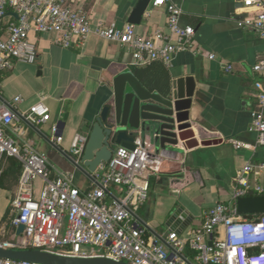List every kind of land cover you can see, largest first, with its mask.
Wrapping results in <instances>:
<instances>
[{
    "label": "crops",
    "instance_id": "0c3cea01",
    "mask_svg": "<svg viewBox=\"0 0 264 264\" xmlns=\"http://www.w3.org/2000/svg\"><path fill=\"white\" fill-rule=\"evenodd\" d=\"M140 0H67L83 9L93 22L118 26L130 23L131 14ZM152 1V0H151ZM149 3L141 23L134 24L140 35H153L157 30L169 32L165 6ZM182 9L181 24L196 31V43L204 52L184 51L175 55L171 64L154 61L147 66L132 65V55L125 46L91 34L83 47L64 48L55 42L53 32L30 34L36 47L34 63L13 62L10 69L0 70V101L15 105L22 115L29 107L44 98L51 114L46 123L33 124L22 119L23 133L13 136L29 142L38 152L48 156L56 176L58 172L73 174V183L82 190L99 185L100 166L89 172L75 166L66 154L77 134L88 136L96 117L113 97L114 77L123 70L146 68L141 82L151 91H160L155 85L172 89L173 81L193 77L195 92L190 109V120L199 144L184 148L182 153L166 157L161 170L151 178L147 200L133 207L135 219L146 228L151 242L164 244L171 250L167 232L189 236L200 226L206 212L219 203L229 204L234 178L247 162H264V145L256 149L236 148L231 140L255 144L258 134L251 130L252 113L259 110L255 82L261 75L254 65L264 59V38L251 27L239 26L241 18L252 15L244 10L241 0H171ZM16 14L0 18V35ZM210 54L215 57L211 58ZM231 66V70H227ZM167 92V93H168ZM22 96L23 102L14 99ZM58 132L53 131V125ZM198 129L208 140L218 143L202 145ZM142 136H146L141 133ZM57 137H61L57 140ZM153 146L156 143L150 139ZM157 150V149H156ZM0 174V241L11 239L15 228L12 200L18 190L21 164L7 158L1 164ZM264 188V175L257 180ZM43 182L37 179L38 195ZM124 187L112 186L110 195L120 197ZM264 194V193H263ZM177 208L191 221L175 222L167 226L168 216ZM258 215V214H255ZM245 216V215H244ZM197 252L187 247L183 264H200Z\"/></svg>",
    "mask_w": 264,
    "mask_h": 264
},
{
    "label": "built area",
    "instance_id": "2783aa9c",
    "mask_svg": "<svg viewBox=\"0 0 264 264\" xmlns=\"http://www.w3.org/2000/svg\"><path fill=\"white\" fill-rule=\"evenodd\" d=\"M151 3L154 7H166L168 33L157 30L150 36L140 35L132 23L118 26L115 22H93L83 9L73 7L67 0H0V18L6 17L8 11L16 14V19L0 35V70L10 69L15 61L35 62L37 50L30 40L32 32H53L55 42L64 48L83 47L88 37L96 34L127 47L136 67L154 61L169 65L179 52H204L196 43L194 27L181 24L179 6L171 0ZM241 3L252 15L241 18L239 26L251 27L264 38V0ZM254 70L261 75L255 82L259 110L252 113L251 124L258 138L255 144L231 140L236 148L256 149L264 145V59L254 65ZM14 102H23L22 96L15 97ZM22 119L33 124L50 121L44 98L22 115L14 104L0 101V174L1 164L7 158H15L22 167L12 200L15 230L11 239L0 241V246L38 248L75 256H109L129 264H183V253L190 247L197 252L200 264H264V214L248 218L237 209L238 199L264 193L257 182L264 175V162L249 161L238 170L231 202L210 208L189 236L169 233L168 250L164 244L147 239L146 228L135 219L133 211V207L147 200L151 178L160 172L168 157L156 150L148 136L139 132L135 149L118 146L111 160L100 166L104 173L98 175L99 185L82 190L74 185L73 174L58 172L53 176L48 156L13 136L23 133ZM53 131L58 132L56 124ZM86 142L87 136L77 134L71 144V154L77 161ZM37 179L43 182L38 195ZM112 186L124 187L122 196L112 197ZM20 225L24 230L18 234ZM0 264L44 263L0 258Z\"/></svg>",
    "mask_w": 264,
    "mask_h": 264
},
{
    "label": "water",
    "instance_id": "95a60500",
    "mask_svg": "<svg viewBox=\"0 0 264 264\" xmlns=\"http://www.w3.org/2000/svg\"><path fill=\"white\" fill-rule=\"evenodd\" d=\"M150 1L140 0L137 3L130 23H141ZM113 84V97L96 117L80 159L77 161L75 156L66 154L75 166L82 170L86 166L89 172L96 171L101 164L111 160L118 146L135 149L134 141L139 132L153 139L157 151L168 157L183 152L177 147L180 141H185L184 148L199 144L190 120L195 92L193 77L174 80L167 94L149 90L131 69L118 73ZM198 133L202 145L218 143L217 140L204 138L199 129ZM237 209L241 215L264 214V194L238 199ZM186 215L182 208H177L169 214L167 226L174 225L175 221L183 223L185 227L192 219ZM174 228L175 225L171 227ZM23 230L24 226L20 225L17 233ZM0 258L44 264H129L109 256H75L38 248L14 249L3 246H0Z\"/></svg>",
    "mask_w": 264,
    "mask_h": 264
},
{
    "label": "trees",
    "instance_id": "16d2710c",
    "mask_svg": "<svg viewBox=\"0 0 264 264\" xmlns=\"http://www.w3.org/2000/svg\"><path fill=\"white\" fill-rule=\"evenodd\" d=\"M146 68H138V69H136V73H137V75L139 76V78H141V80H143V82L146 84V85H149V87H151V88H153V86L151 85L150 86V84H148L147 82H146V80L144 79V75H146ZM155 87L156 88H159L160 89V91L162 92V91H165V93L167 94V87L165 88L166 90H164V88H162V86L160 87L159 85H155ZM254 216H256V215H245V217H248V218H252V217H254Z\"/></svg>",
    "mask_w": 264,
    "mask_h": 264
}]
</instances>
